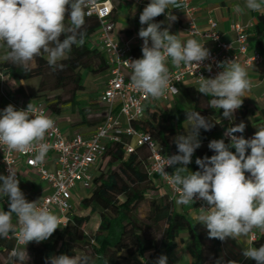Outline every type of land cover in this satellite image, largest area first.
I'll use <instances>...</instances> for the list:
<instances>
[{"label":"clouds","instance_id":"clouds-1","mask_svg":"<svg viewBox=\"0 0 264 264\" xmlns=\"http://www.w3.org/2000/svg\"><path fill=\"white\" fill-rule=\"evenodd\" d=\"M94 2L0 0V47L6 49L3 59L28 71L36 57L45 55L53 70L62 69L59 62L67 58L72 46L84 43L85 8ZM170 5L178 8V0H150L144 7L139 22L147 26L138 32L143 40L142 58L128 61L132 69V85L153 99L162 97L167 91L179 93L171 85L167 67L169 58L175 67L199 66L210 55L204 44L196 39L190 38L182 43L176 34H170L168 28L162 29L161 23L153 22L154 18L165 14ZM244 8L262 11L264 0H245ZM244 8L237 5L236 11L242 12ZM166 19L171 22L176 17L168 15ZM220 66L223 71L214 78L200 77L197 90L204 96H211L209 106L222 109L223 117L231 120L241 108L252 82L246 67L235 60L222 62ZM186 117L189 125L186 134L174 138L178 153L167 156L157 169L161 177L176 187L179 196L175 203L187 206L199 199L208 205L200 208L195 219L207 229L209 238L224 241L246 236L253 229L264 231V126H260L249 139L234 135L245 131L243 122L228 128L225 136L230 142L211 140L208 148L215 154L197 158L195 163L201 170L190 172L187 165L192 162L196 149L201 147V129L208 131L214 125L194 110L186 111ZM54 124L51 117L38 112L32 103L20 110L10 104L0 111V145L19 153L37 147L34 161L42 162L49 150L43 141ZM232 148L235 152L231 151ZM166 166L174 167L175 171L169 174L165 171ZM246 173L250 175L246 176ZM0 181V196L9 201L8 210H0V239H7L11 234L18 246L9 253V262L26 264L27 248L19 245L47 240L60 228V220L47 207H38L37 202L26 200L13 170L9 169L6 176L0 175ZM13 214L17 218L16 225L12 222ZM243 255L256 264H264V245L244 249ZM49 259L50 264H95L84 254H61ZM167 261V256L162 254L155 264H167ZM227 264L237 262L228 261Z\"/></svg>","mask_w":264,"mask_h":264},{"label":"trees","instance_id":"trees-1","mask_svg":"<svg viewBox=\"0 0 264 264\" xmlns=\"http://www.w3.org/2000/svg\"><path fill=\"white\" fill-rule=\"evenodd\" d=\"M149 2L150 0H145L144 5L138 7L133 16L138 31L147 26L140 24L139 16ZM163 15L154 18L153 22L161 23ZM256 20L254 26L247 30V44L249 49L264 54V13H257ZM112 21L116 22L114 13ZM65 22L68 23L67 19ZM99 25L96 17L85 16L82 29L86 33L84 43L72 46L67 58L59 62L63 65L62 69L58 67L53 70L48 65L46 56L41 55L35 58L28 71L10 61H0L1 76L14 82L37 79L38 98L45 97L47 92L63 91L67 98L64 99L59 94L54 96L51 101L46 102L48 109L57 114L63 106L69 105L86 119L84 104L78 99L79 93L84 89L83 72L100 75L108 70L105 55L88 46ZM132 51L137 59L142 57V50L139 48L135 47ZM197 88L196 84L180 88L178 95L184 101L185 108L176 107L173 112L166 113L157 106L146 105L144 116L133 122L132 126L150 135L168 153L177 154L174 138L182 134L181 124L186 121V111L194 110L204 117L223 115L222 109L209 106L212 97L204 96ZM216 130L215 126L208 131L201 129L200 141L213 140ZM225 143L229 141L225 139ZM231 151L235 152V149L232 148ZM214 154L208 147L198 148L192 160L195 162L197 158L211 157ZM148 157L149 153L144 146L137 147L133 153L126 155L122 143L108 144L94 174L89 195L79 203L88 214L73 216L68 225L55 231L49 241H33L24 246L35 263L50 264V257L61 254L72 256L76 255V251L90 256L95 264H122L127 257L142 258L145 254L149 260L156 262L162 254L169 258L185 233L192 264H224L219 259L221 240L209 238L204 226L189 218L185 212H178L167 194L158 197L146 195L149 191L156 190L154 182L146 173ZM144 201L148 202L149 209L146 217L141 219L138 208ZM0 210L3 209L0 207ZM93 214L98 215L99 223L94 235L88 237L83 228ZM10 236L0 239V253L11 252L13 241ZM261 245H264V232L252 247L258 248ZM250 261L251 264H256L254 260Z\"/></svg>","mask_w":264,"mask_h":264},{"label":"built area","instance_id":"built-area-1","mask_svg":"<svg viewBox=\"0 0 264 264\" xmlns=\"http://www.w3.org/2000/svg\"><path fill=\"white\" fill-rule=\"evenodd\" d=\"M123 1L136 8L143 6L145 2V0ZM178 5L179 7L174 9L183 11L189 18L184 27L187 35L190 38L200 36L213 43V49L204 45L209 50L210 55L199 66L181 65L169 70L171 85L176 87L179 92L181 86L186 82L199 85L201 76L214 78L223 71V67L220 65L225 61L235 60L245 66L246 69L260 67L264 69V54L249 49L246 29L238 24H231L230 28L236 33V38L230 43L222 42L217 31V23L213 19L207 20L205 30L201 32L197 26L194 17L195 9L190 5V0H179ZM85 12L86 17H96L100 23L94 34L97 38V45L94 48L105 55L108 65L109 76L99 98V102L104 109L102 121L91 135L85 137L77 133L67 139L58 125L56 113L50 111L45 103L39 101L34 105L38 112H43L55 121L54 127L46 133L43 141L49 146L45 159L42 162L34 161L37 147L26 153H19L0 145V170L2 175H8L9 169L16 172V178L23 193L21 167L31 171L34 177H37L41 183L46 185L48 190L40 196L37 206L47 207L58 215L60 228L57 230L66 227L71 218L77 215L73 206L74 194L81 191L90 192L96 169L102 161L106 146L111 143H122L126 155L133 153L137 147H146L149 153L146 165L147 176L154 182L156 190L160 188L164 190L155 197L167 194L170 200L174 202L179 196L176 187L172 186L167 179L161 177L157 170L166 161L167 156L172 154L168 153L150 135L132 126L133 122L139 121L144 116L145 107L151 99L135 89L130 79L132 69L128 61L137 59L132 51L136 46L132 47L131 41L135 40L138 43H143V40L139 35L133 36L132 39L130 38L124 43L115 40V23L112 21L114 7L110 0H95L93 4L85 8ZM178 94L167 91L158 99L162 103H167L171 97ZM224 120L231 122L227 118H224ZM234 135H243L245 139L254 136L244 132L235 133ZM225 139L230 142L228 137L225 136ZM49 164L51 168H48ZM165 171L172 174L175 168L166 166ZM247 175L250 174L246 173ZM31 179L32 177L29 176L25 180L30 183ZM153 191H149L146 195L153 197ZM26 200L28 199L26 198ZM8 203L7 197L0 196V207L3 210L8 209ZM193 204L199 210L202 207H208L204 201L199 199H194ZM13 219L14 225H16L17 218L15 214H13ZM262 232L264 231L253 229L247 235L250 247ZM52 237L53 235L48 239L50 240ZM10 239L13 241V248L17 247V240L12 235ZM48 239L45 241H49ZM24 246L19 245L21 248ZM131 264L147 263L137 261Z\"/></svg>","mask_w":264,"mask_h":264},{"label":"crops","instance_id":"crops-1","mask_svg":"<svg viewBox=\"0 0 264 264\" xmlns=\"http://www.w3.org/2000/svg\"><path fill=\"white\" fill-rule=\"evenodd\" d=\"M113 4V0H110ZM179 1V0H178ZM245 0H190V5L195 9L194 17L197 22V26L201 32L206 28V23L208 19H213L217 23V31L220 35L222 42L230 43L235 40L236 33L231 30V24H238L243 29L249 30L257 22L256 15L257 13H264L262 11H250L244 8ZM240 5L241 8H244L242 12L236 11V6ZM114 14H116L115 31L114 37L115 40L119 43L127 42L133 36L138 35L133 22V16L137 11V8L131 4L124 2L123 0H117V5H114ZM168 15H173L176 17L175 21L169 22L167 19L162 24L161 27L168 28L170 34H176L182 43H186L190 37L187 35L185 30V24L188 22V16L181 10L174 9L173 6H169L167 12L164 14L165 18ZM94 36V35H93ZM92 36V37H93ZM191 39H196L200 43L204 44L206 47L213 49V43L204 39L200 36H195ZM132 47L136 46L140 50L142 49L143 43H138L135 40L131 41ZM135 48V47H134ZM6 54V50L3 48V52L0 55V61H3V57ZM142 58V57H141ZM167 67L173 69L175 66L171 63V58L167 61ZM248 78L252 82V87L250 91L245 93L243 98V104L240 109L236 110L231 119V122H226L223 115L220 116H211L210 122L216 127V134L214 139H224L225 140V131L230 128L238 125L243 122L246 127L244 133H249L254 135L257 129L260 126H264V69L253 68L247 69ZM103 75L104 77L100 76ZM92 75L88 72L83 73V86L84 89L78 95L83 96L91 85H95L96 88H99L98 97L100 98L101 92L104 88V85L108 79L109 72L108 70L104 74ZM129 75V74H127ZM191 82H186L182 85H191ZM199 87V85H197ZM36 84L29 81H20L14 82L8 80L1 76L0 74V111L6 108L8 105H13L17 110L26 109L29 103L35 105L40 101L39 98L35 96ZM83 98V97H82ZM86 99H82L81 102L84 104L86 119H83L77 111H73L72 108L63 107L60 112L57 113V121L60 129L63 132L65 138L70 139L74 134H81L83 136L91 135L96 127L97 123L92 121V110L87 104ZM159 99L151 98L147 105L157 106L162 111L168 113L173 112L175 108H185L186 105L180 95L171 97L167 103H162ZM97 105L104 109L99 102ZM210 142V141H209ZM209 142H201V147H208ZM48 168H51V165H48ZM21 167V183L24 186H29L36 190V182L33 173ZM0 175H2L0 170ZM31 176V182L27 183L26 178ZM40 182V181H39ZM41 184L39 188V195L41 196L44 192L48 190L46 185ZM164 192L163 189H158L153 191V195H160ZM89 193L86 195L88 196ZM84 196V197H86ZM83 197V198H84ZM175 208L178 212H185L189 218L196 220L195 217L199 214V210L194 204L189 206L177 205L174 201ZM182 239L179 242L177 248L169 256L167 264H192V256L189 252V242L185 233L182 234ZM248 236H241L237 239L227 238L224 241H221V250L219 252V259L227 264L228 261H235L237 264H251L249 258H246L243 255L244 249L249 248ZM137 261H145L147 264H155L154 261L148 259V255L145 254L144 257H127L123 260L122 264H131Z\"/></svg>","mask_w":264,"mask_h":264},{"label":"rangeland","instance_id":"rangeland-1","mask_svg":"<svg viewBox=\"0 0 264 264\" xmlns=\"http://www.w3.org/2000/svg\"><path fill=\"white\" fill-rule=\"evenodd\" d=\"M113 4L117 5V0H113ZM165 19L166 18L163 15L162 20H161L162 24L166 21ZM138 32L139 31L137 30V33ZM96 45H97V38L94 35L93 37L90 38V40L88 42V46H89V48L92 49V48L96 47ZM3 48L4 47H0V55H1V52H3ZM31 65H33V63ZM100 76L104 77L103 75H100ZM31 81H32V83L36 84V88H37V79H33ZM58 94L62 95V97L64 99L67 98L63 91L47 92L45 94V97L39 98L40 102H43V103H45L47 105L46 102L48 100L51 101L53 99V97L58 95ZM98 94H99V88H96L95 85H91V87H89V89H87L86 92H84V94H82L83 96H79V100L81 101L83 98L86 99L85 102L87 104H89V106H90V108L92 110V113H93L92 121H95L99 125V123L103 119V112H102V109L97 105V102H98V99H99ZM79 95H81V94H79ZM35 96L37 97L36 92H35ZM63 107L71 108L69 105H65ZM205 118L211 120L210 117H205ZM188 127H189L188 122L184 121L181 124V133L182 134H186V129ZM187 168H188V170L190 172L199 171V166L193 160H192V162L189 165H187ZM105 169H107V168H105ZM185 174H187V173H185ZM34 179H35V182H36V184H35L36 190L33 191L32 190L33 188H30L29 186H25V189H24L25 197L29 200V202H37L39 200V198H40L39 188H40L41 184L37 183V182H39L37 177H35ZM87 194H88V192H84V191H81L80 193L74 194L73 206H74V209H75V211H76L78 216H85V215L88 214V211L82 209V207L79 205L81 199L84 196H86ZM148 209H149V207H148V202L147 201H144L143 203L140 204V206L138 208V215H139V217L141 219H144L146 217V215L148 213ZM4 210L7 211L8 209L5 208ZM12 222L14 224L13 220H12ZM98 223H99L98 215L93 214L91 216V219L88 222V224H86L84 226V228H83L84 229V234L86 236H88V237H92L94 235V233L96 232V229L98 227ZM27 253H28V260H27L26 264H36L35 261H34V258L30 255L28 250H27ZM81 254H82L81 251H76V255H81ZM0 264H10V262H9V254L7 252H1L0 253Z\"/></svg>","mask_w":264,"mask_h":264}]
</instances>
